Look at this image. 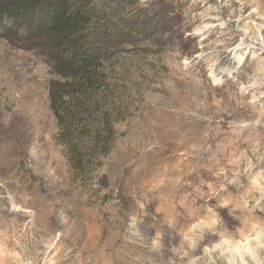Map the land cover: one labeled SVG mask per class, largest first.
I'll return each mask as SVG.
<instances>
[{"label": "rangeland", "instance_id": "374dc122", "mask_svg": "<svg viewBox=\"0 0 264 264\" xmlns=\"http://www.w3.org/2000/svg\"><path fill=\"white\" fill-rule=\"evenodd\" d=\"M18 1L0 0V264H264V0L75 3L104 89L66 140L49 87L75 49Z\"/></svg>", "mask_w": 264, "mask_h": 264}, {"label": "trees", "instance_id": "16d2710c", "mask_svg": "<svg viewBox=\"0 0 264 264\" xmlns=\"http://www.w3.org/2000/svg\"><path fill=\"white\" fill-rule=\"evenodd\" d=\"M82 1L86 0H20V4H25L23 8L26 12L37 10V7L46 17L51 12L48 21L53 27L49 32L57 33L60 45L64 43L75 49L71 55L57 59L54 71L60 79L52 82L49 87L50 108L58 120L60 134L65 140L69 139V132H79L78 129L81 130L80 134H85L84 129L89 125L87 120L97 119L96 97L100 94V88L104 89L97 60L80 54L78 49L83 48L86 39L82 36L76 37L75 34L83 32V26L88 23L86 16L75 14V3L81 4ZM68 10H74L72 16L67 15ZM31 16L33 18V14ZM41 23L42 21L33 18L31 29ZM103 116L102 114L101 118Z\"/></svg>", "mask_w": 264, "mask_h": 264}, {"label": "bare ground", "instance_id": "6f19581e", "mask_svg": "<svg viewBox=\"0 0 264 264\" xmlns=\"http://www.w3.org/2000/svg\"><path fill=\"white\" fill-rule=\"evenodd\" d=\"M200 228H201V227H200ZM211 229H212V228H211ZM193 230H194V232H196L197 234H199V235H201V236L203 235V233L200 231V229H199L198 227L194 228ZM202 242H203V240L201 239V240L198 242L197 245L199 246ZM255 252L258 253V250H255ZM211 254H212V255H211ZM211 254H210L209 256H207V259H208V261H209L210 264H222V263H221L222 260H221V261H220V260H218V261L215 260V258H214V254H215V253H214L213 251L211 252ZM209 263L207 262V264H209ZM248 264H251V262H248Z\"/></svg>", "mask_w": 264, "mask_h": 264}]
</instances>
